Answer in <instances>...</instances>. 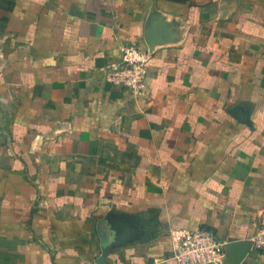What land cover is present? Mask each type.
Returning <instances> with one entry per match:
<instances>
[{
  "label": "crops",
  "instance_id": "obj_1",
  "mask_svg": "<svg viewBox=\"0 0 264 264\" xmlns=\"http://www.w3.org/2000/svg\"><path fill=\"white\" fill-rule=\"evenodd\" d=\"M125 48L138 94L105 78ZM261 228L264 0H0V264H177L186 231Z\"/></svg>",
  "mask_w": 264,
  "mask_h": 264
},
{
  "label": "built area",
  "instance_id": "obj_2",
  "mask_svg": "<svg viewBox=\"0 0 264 264\" xmlns=\"http://www.w3.org/2000/svg\"><path fill=\"white\" fill-rule=\"evenodd\" d=\"M144 54L125 48L121 62L107 69L105 78L114 87L140 93L148 74ZM251 248L264 251V228L259 229L251 240ZM228 243L208 229L186 231L173 242L172 259L177 264H222L227 255ZM93 264H108L97 260Z\"/></svg>",
  "mask_w": 264,
  "mask_h": 264
},
{
  "label": "water",
  "instance_id": "obj_3",
  "mask_svg": "<svg viewBox=\"0 0 264 264\" xmlns=\"http://www.w3.org/2000/svg\"><path fill=\"white\" fill-rule=\"evenodd\" d=\"M228 246H229V247H228V249H227V254H229L230 249L232 250L233 253H234V251H235V253H236L237 250L248 251V250L251 249V243H250V241H245V242H243V243H241V244L231 243V244L228 245ZM99 261H101V260H99ZM101 262H102V261H101Z\"/></svg>",
  "mask_w": 264,
  "mask_h": 264
}]
</instances>
